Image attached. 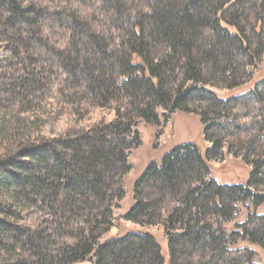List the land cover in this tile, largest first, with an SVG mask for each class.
I'll list each match as a JSON object with an SVG mask.
<instances>
[{
  "label": "trees",
  "instance_id": "16d2710c",
  "mask_svg": "<svg viewBox=\"0 0 264 264\" xmlns=\"http://www.w3.org/2000/svg\"><path fill=\"white\" fill-rule=\"evenodd\" d=\"M263 55L264 0H0V264H264ZM96 109L114 118L48 136ZM177 110L209 146L150 161L123 215L167 253L146 232L100 242L138 124L158 139ZM224 148L245 183L211 178Z\"/></svg>",
  "mask_w": 264,
  "mask_h": 264
},
{
  "label": "rangeland",
  "instance_id": "374dc122",
  "mask_svg": "<svg viewBox=\"0 0 264 264\" xmlns=\"http://www.w3.org/2000/svg\"><path fill=\"white\" fill-rule=\"evenodd\" d=\"M261 67L264 69V55L261 61ZM262 74L264 72L262 71ZM251 84H247L236 93L245 92ZM219 97H227L228 91L221 89H212ZM159 114L162 110H158ZM101 118L111 121L114 118L113 112L108 109L92 110L85 114L83 118L74 117L73 121L62 116L55 124L54 133L48 136H58L60 133L64 134L68 127H84L88 128L97 123ZM162 121V118L160 116ZM75 121V122H74ZM49 131V130H48ZM137 131L140 135V145L131 150L128 158V163L131 165V171L123 179L124 198L118 202L113 208V227L100 239V242L116 238L127 231L146 232L155 237L156 242L161 247L165 254L167 253V240L163 237V228L161 226H140L123 219V215L127 212L132 204L133 185L137 178L141 176L145 168L152 160H159L178 145L190 143L196 144L203 150L209 146L203 137L204 127L200 122L198 115L187 113L184 111H175L166 125L163 126L158 139L156 138V130L154 127L146 125L141 122L137 126ZM222 161H212L211 178H214L219 184H243L248 178V168L239 160L233 158L232 155L227 154L226 148L223 150ZM257 214H264V205L257 208ZM246 210L244 207L239 208V213L229 223H225L223 228L231 231L236 223H242L246 219ZM75 264H92L91 261L77 262Z\"/></svg>",
  "mask_w": 264,
  "mask_h": 264
}]
</instances>
